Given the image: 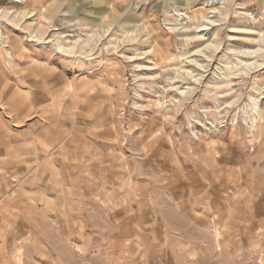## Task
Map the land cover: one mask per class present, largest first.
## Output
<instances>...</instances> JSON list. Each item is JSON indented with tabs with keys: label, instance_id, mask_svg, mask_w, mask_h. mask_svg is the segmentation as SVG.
Here are the masks:
<instances>
[{
	"label": "rangeland",
	"instance_id": "374dc122",
	"mask_svg": "<svg viewBox=\"0 0 264 264\" xmlns=\"http://www.w3.org/2000/svg\"><path fill=\"white\" fill-rule=\"evenodd\" d=\"M3 10L0 264H264V0Z\"/></svg>",
	"mask_w": 264,
	"mask_h": 264
},
{
	"label": "bare ground",
	"instance_id": "6f19581e",
	"mask_svg": "<svg viewBox=\"0 0 264 264\" xmlns=\"http://www.w3.org/2000/svg\"><path fill=\"white\" fill-rule=\"evenodd\" d=\"M18 2V1H17ZM25 2V0H19V3H21V4H23ZM43 11V10H42ZM212 12H213V10H212ZM211 12V13H212ZM34 14V12H28V11H24V12H22V13H12V12H10V11H7V10H3V11H0V15L3 17H11L13 20H17V21H26V20H31V19H34V18H32V16L31 15H33ZM36 16V15H35ZM46 19V18H45ZM35 21V20H34ZM11 29V28H10ZM18 32V31H17ZM37 36H35V38H36ZM15 39H17V38H15ZM1 45H2V49H4V50H7V49H9L10 48V50H9V52L11 51V46H9L8 45V41H7V38L6 37H1ZM12 42V41H11ZM23 44V43H22ZM13 46H15L16 47V49L17 48H19L20 50H21V42L20 41H15V43H14V45ZM58 47H59V45H58ZM6 48V49H5ZM55 49V48H54ZM59 49H64V47L63 46H60L59 47ZM69 49V48H68ZM23 50V49H22ZM67 50V49H66ZM257 126V125H256ZM261 126V125H260ZM262 127V126H261ZM256 128V127H255Z\"/></svg>",
	"mask_w": 264,
	"mask_h": 264
},
{
	"label": "crops",
	"instance_id": "0c3cea01",
	"mask_svg": "<svg viewBox=\"0 0 264 264\" xmlns=\"http://www.w3.org/2000/svg\"><path fill=\"white\" fill-rule=\"evenodd\" d=\"M1 125V124H0Z\"/></svg>",
	"mask_w": 264,
	"mask_h": 264
}]
</instances>
